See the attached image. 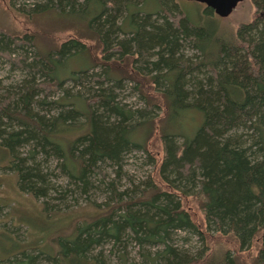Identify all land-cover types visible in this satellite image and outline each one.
I'll return each instance as SVG.
<instances>
[{
	"label": "trees",
	"instance_id": "16d2710c",
	"mask_svg": "<svg viewBox=\"0 0 264 264\" xmlns=\"http://www.w3.org/2000/svg\"><path fill=\"white\" fill-rule=\"evenodd\" d=\"M252 1V20L227 30L211 8L198 6L193 18L178 0L29 8L11 0L29 16L54 12L69 30L41 51L34 35L0 28V56L24 73L12 85L0 80V146L9 155L0 172L39 205L35 221L16 209L8 216L27 227L26 241L0 226V264H264V0ZM125 81L145 106L120 98ZM151 134L161 143L162 184L150 175L121 187L129 153L157 162ZM69 196L85 202L71 219L62 209ZM184 197L199 204L205 230ZM179 232L231 234L241 251L260 246L246 263L229 249L191 252Z\"/></svg>",
	"mask_w": 264,
	"mask_h": 264
},
{
	"label": "rangeland",
	"instance_id": "374dc122",
	"mask_svg": "<svg viewBox=\"0 0 264 264\" xmlns=\"http://www.w3.org/2000/svg\"><path fill=\"white\" fill-rule=\"evenodd\" d=\"M37 0H16L17 7L20 5H26L29 8L32 3ZM186 10L190 13L193 18L197 17V7H206L205 4L189 1V0H178ZM13 6V5H12ZM11 6V0H0V28L3 31L11 33L13 35H24L29 33L34 35L35 46H37L41 51H48L55 46L59 45L60 41L67 36L69 30V23L62 20L56 16L52 11L29 16L26 13L16 10ZM256 8L252 0H243L238 4L232 14L226 18H221L222 27L227 30L235 29L240 23L252 20ZM82 65L84 62L75 60L72 61V67L76 65ZM65 70H61L64 73ZM24 76V73L18 68H13L11 63L5 58L0 56V80L3 85H12L20 81ZM71 87V84H68ZM124 88L119 90L120 98L124 99L128 104L134 107L145 106L144 100L139 96V93L133 89L132 83L128 81L124 82ZM60 93H55L50 98H58ZM161 115V114H160ZM160 115L158 119H160ZM149 142V153L152 155L151 158L155 159L157 162L155 164L149 160L147 154L144 151L135 150L129 153L123 164L124 175L121 180V187L133 186V183H139L145 180L148 176L153 175L156 177L158 182H161L157 175V168L160 165L158 162L161 156L160 150V139L157 134L150 137ZM55 159L51 160L52 169L56 167ZM9 163V155L0 146V170L6 167ZM109 177H113L114 170L112 168H106ZM9 173V174H8ZM2 173L0 172V226L3 224L14 232L18 231V236L22 240H27V227L24 225H19L14 227L11 220H9V214L15 212L21 220L24 221L26 218H31L34 221L37 220V214L39 210V205L37 202L19 192L17 188V179L10 172ZM58 173V171H56ZM59 174V173H58ZM59 181H64L66 179L59 177ZM63 179V180H62ZM94 199L101 202L103 201L105 195L101 190H96L94 192ZM68 208H62L66 211V215L75 218L79 213L77 210H81V215L84 213L85 202L80 203V205H74L72 197H68ZM59 204V203H58ZM184 206L192 213L194 220L200 224L204 229V218L200 210L199 204L193 198H183ZM16 207V208H14ZM4 216V217H3ZM205 230V229H204ZM177 242L180 245L191 250V252H199L204 245L212 252H219L229 249L236 253L244 262L249 263L253 257L256 255L258 248L260 246L259 239H256L253 245L244 251H241L236 238L229 235H222L220 233L211 232L205 234V240L200 239L197 236L189 235L186 232H179L177 236ZM1 239V237H0ZM2 245V243H0ZM10 248V247H8ZM109 249V248H108ZM137 247L135 245H128L127 252L130 256L137 257ZM114 263L115 258L113 255L110 258Z\"/></svg>",
	"mask_w": 264,
	"mask_h": 264
},
{
	"label": "water",
	"instance_id": "95a60500",
	"mask_svg": "<svg viewBox=\"0 0 264 264\" xmlns=\"http://www.w3.org/2000/svg\"><path fill=\"white\" fill-rule=\"evenodd\" d=\"M205 4L206 7L211 8L216 15L221 18H226L232 14L235 8L243 0H189Z\"/></svg>",
	"mask_w": 264,
	"mask_h": 264
}]
</instances>
